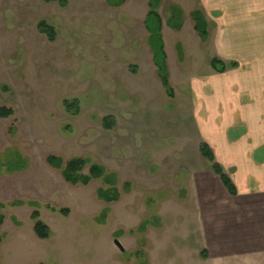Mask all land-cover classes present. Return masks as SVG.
<instances>
[{
  "label": "rangeland",
  "instance_id": "374dc122",
  "mask_svg": "<svg viewBox=\"0 0 264 264\" xmlns=\"http://www.w3.org/2000/svg\"><path fill=\"white\" fill-rule=\"evenodd\" d=\"M63 1L0 0V108L13 112L0 119V264H251L260 245L264 124L226 131L230 141L258 146L246 161L219 163L238 184L232 198L199 152L217 133L206 79L213 50L198 47L191 13L172 6L190 9L196 0L159 7L172 99L148 46L149 0ZM171 7L183 13L181 32L167 26ZM41 22L54 29L53 42ZM9 150L26 160L23 170L8 171ZM49 156L87 160L84 174L103 167L117 181L118 201L98 195L111 188L102 179L67 183ZM35 211L48 240L34 233Z\"/></svg>",
  "mask_w": 264,
  "mask_h": 264
},
{
  "label": "crops",
  "instance_id": "0c3cea01",
  "mask_svg": "<svg viewBox=\"0 0 264 264\" xmlns=\"http://www.w3.org/2000/svg\"><path fill=\"white\" fill-rule=\"evenodd\" d=\"M124 2L125 0H118L112 6L120 7ZM196 3L199 6L190 9H187L185 4L174 3L172 6L180 7L185 14L196 10L204 13L210 24L209 39L201 41L194 31V24L192 26V31L199 40L197 41L198 47L208 46L210 43L213 58L226 64H238L237 68L229 69L222 74L211 68L210 76L206 78L211 88V111L216 115V119L212 121V129L217 131L207 144L211 147L218 163L222 164L227 160L243 162L247 160L248 154H255L258 146L254 145V141L253 144H247V146L242 143L238 144L234 139L230 141L226 131H229L230 136L231 130L259 129L260 124H264V79L262 76L264 69H261L264 68V0H196ZM209 10L212 13L211 21L207 17ZM183 28L184 26L181 31ZM163 35L164 26H162ZM163 42L166 52L164 36ZM186 46L189 47L187 44ZM201 81L204 82V78H201ZM203 95L204 93L198 96ZM222 155H228V158L225 160ZM261 170L263 208H261L258 235L259 255H251V264H264V164ZM232 181L234 183V179ZM234 185L237 189L236 196H231L225 189L232 198L238 196V184L234 183ZM211 198H214V195ZM215 204L212 201L208 203V206L213 207ZM213 223L214 220L206 221L208 226H213ZM207 234L211 239L213 230Z\"/></svg>",
  "mask_w": 264,
  "mask_h": 264
},
{
  "label": "trees",
  "instance_id": "16d2710c",
  "mask_svg": "<svg viewBox=\"0 0 264 264\" xmlns=\"http://www.w3.org/2000/svg\"><path fill=\"white\" fill-rule=\"evenodd\" d=\"M47 3L59 2L64 3L63 0H44ZM65 4V3H64ZM161 5V0H149L148 7L149 12L144 21V27L148 33V46L152 53L153 63L157 69V76L160 80L161 86L163 87L166 95L169 98L174 97V92L170 86V74L167 64V54L164 49V42L162 36V18L158 13L159 7ZM172 12L168 19L167 26L174 31H180L182 29V17H178V13L174 11L171 7ZM180 18L181 23L176 24V19ZM190 18L194 24V31L197 33L201 41H207L209 38L210 25L207 21L204 13L200 10H196L190 14ZM176 25V26H174ZM41 33L45 34L49 41L53 42L55 40V31L52 27H49L47 23L41 22L38 26ZM211 68L217 73H225L229 69H235L238 67L236 63L226 64L217 58H212L210 60ZM136 73V70H133ZM68 109H75L78 103L75 101L72 104L68 102L65 103ZM13 115V112L9 109L0 108V119H6ZM114 119L107 117L103 120L104 127L106 129H112L114 126ZM199 152L203 159L207 160L211 164V169L213 173L219 178L224 188L231 196L237 195V189L231 180V178L224 172L222 166L215 160L214 153L211 147L207 143H200ZM4 157L0 156V175L3 170L2 163ZM6 158V157H5ZM46 162L53 168L61 171L63 179L71 185H88L92 180L102 179L107 185H111L110 189L98 191V195L105 200L107 203L117 202L119 199V191L116 187L117 181H111L107 175H105L104 168L93 164L88 169V174H84L83 170L87 165V160L77 158L64 162L61 158L49 156ZM26 167V160L16 151H7V168L10 173L18 172ZM112 192V193H111ZM61 210L60 213H64ZM32 219L34 221V233L39 240H48L50 238L51 232L49 227L40 220V215L37 211L32 214ZM1 223V222H0ZM206 257V255H203Z\"/></svg>",
  "mask_w": 264,
  "mask_h": 264
}]
</instances>
